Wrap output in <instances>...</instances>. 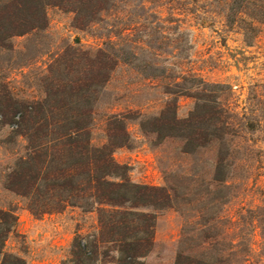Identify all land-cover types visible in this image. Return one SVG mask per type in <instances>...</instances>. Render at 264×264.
<instances>
[{"label": "rangeland", "instance_id": "1", "mask_svg": "<svg viewBox=\"0 0 264 264\" xmlns=\"http://www.w3.org/2000/svg\"><path fill=\"white\" fill-rule=\"evenodd\" d=\"M256 1L264 11V0ZM239 6L111 0L80 25L70 6L47 5L45 27L0 44V103L8 94L40 101L53 80L86 79L90 62L82 52L104 50L117 59L109 81L90 94L91 142L107 144L109 118L125 116L129 141L114 150L115 161L131 183L170 197L165 207L119 209L155 216L151 250L131 261L118 243L100 241L96 209L68 206L36 216L28 198L8 188L28 140L0 118V209L16 219L7 252L26 264H264V16L245 4L236 14ZM197 103L200 116L222 108L230 128L222 138L198 146L153 131L169 104L185 119ZM213 122L198 119L193 128L212 132ZM75 243L87 245L86 256H73Z\"/></svg>", "mask_w": 264, "mask_h": 264}, {"label": "trees", "instance_id": "2", "mask_svg": "<svg viewBox=\"0 0 264 264\" xmlns=\"http://www.w3.org/2000/svg\"><path fill=\"white\" fill-rule=\"evenodd\" d=\"M111 0H11L0 6V44L46 24L45 7H71L80 25L87 16L94 18L107 9ZM264 16L256 0H237ZM240 13V11H239ZM86 55L90 64L88 76L82 80L48 83L47 95L40 101H19L10 94L0 103L1 123L10 125L28 140L26 155L21 157L7 179L8 188L28 198L29 210L36 216L79 206L88 211L96 209L101 242H115L127 258L135 261L152 248L155 216L133 210L140 207H165L170 197L162 188L131 183L124 168L113 157L116 148L128 145L125 116L113 115L108 120V143L100 147L91 142L93 105L97 94L110 79L117 59L104 50ZM68 80V79H67ZM219 87V86H218ZM204 106L197 103L185 119H178L169 104L153 121V131L159 136H178L189 145L205 146L223 137L230 129L223 120L224 111L202 114ZM171 113L173 115H171ZM208 117V119H207ZM201 119L213 122L214 129L198 131L194 124ZM220 157L217 172L222 169ZM121 177V181L111 179ZM127 205L132 211L119 210ZM132 215V220L125 216ZM16 223L15 216L0 209V264H26L19 256L5 250V243ZM73 256L87 255V245L75 243ZM80 254V255H79ZM89 258V257H88ZM79 264L83 262L79 260Z\"/></svg>", "mask_w": 264, "mask_h": 264}]
</instances>
